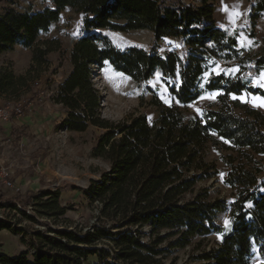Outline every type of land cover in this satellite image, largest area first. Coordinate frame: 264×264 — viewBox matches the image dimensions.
I'll list each match as a JSON object with an SVG mask.
<instances>
[{
  "label": "trees",
  "instance_id": "16d2710c",
  "mask_svg": "<svg viewBox=\"0 0 264 264\" xmlns=\"http://www.w3.org/2000/svg\"><path fill=\"white\" fill-rule=\"evenodd\" d=\"M41 10L4 7L0 12V95L15 93L26 74L16 75L1 56L16 45L32 51L31 72L48 63L59 50L56 40L41 36L71 7L83 15V34L71 49L72 69L53 100L65 109L59 126L84 132L104 129L93 155L109 168L83 189L88 206L96 209L95 222L71 225L63 217L70 209L61 202L60 189L0 194V231L19 235L27 247L17 255L2 251L0 264H166L175 250L199 237L217 234L218 246L200 249L189 264H264V113L231 95L264 97V88L251 79L264 70V49L252 54L239 46L238 33L220 27L215 0L199 5L162 0H50ZM250 4L249 36L264 15V0ZM150 30V49H122L107 35L93 32ZM175 38L180 46L165 53L159 44ZM217 61L232 63L236 74L205 75ZM111 65L137 82L150 80L160 70L170 94L181 104L196 101L204 91H220L216 107L202 116L186 117L159 97L152 100L158 116L130 114L114 122L103 117V97L94 81V68ZM28 72V73H29ZM27 73V74H28ZM224 141L232 153L225 156L229 170L225 183L234 189L231 202L196 191L206 176L207 146ZM190 195V197H188ZM230 213V226L216 222L220 212ZM61 222H67L61 224ZM38 224L45 228L37 227ZM149 228L146 232L145 229ZM176 264L175 259L171 260ZM257 264V263H256Z\"/></svg>",
  "mask_w": 264,
  "mask_h": 264
},
{
  "label": "rangeland",
  "instance_id": "374dc122",
  "mask_svg": "<svg viewBox=\"0 0 264 264\" xmlns=\"http://www.w3.org/2000/svg\"><path fill=\"white\" fill-rule=\"evenodd\" d=\"M162 1L166 4L178 1L193 5L201 3V0ZM215 4L218 25L230 32L236 31L240 47L249 49L252 54L260 53L264 49V15L258 22L257 35L253 39L249 36L251 8L248 0H215ZM47 6H52L50 0H0V12L4 7L36 11ZM93 32L107 35L122 49L134 45L150 49L154 44V35L150 30L118 32L104 29ZM82 34L83 15L67 7L60 20L41 36L42 41L56 40L53 46L59 47V50L49 53L47 64L36 66L29 72L33 63L32 51L21 45L2 55V63H10L15 74H26L27 80L15 93L0 95V105L22 108L21 114L13 112L8 120L0 121V163L8 170V179L13 182V186L8 187L0 180V194L13 198L21 193L26 197L29 192L60 189L62 204L70 207L63 220H68L71 225L87 227L95 222L97 210L88 206L83 189L89 186L91 179L99 178L100 173L109 168L108 162L93 155L104 129L90 126L84 132H74L61 128L59 124L66 111L53 100L59 85L72 69L71 49L75 38ZM178 45L177 39L164 38L159 49L165 53ZM238 70L232 63L217 61L210 67L204 81L212 74H236ZM93 71L95 84L103 97V117L114 122L138 113H145L151 121L156 119L158 109L151 103L156 96L166 105L178 107L186 117L202 116L208 108L217 106L220 94V91H204L196 101L181 104L170 94L160 70L145 82H137L109 64L102 69L95 67ZM251 82L264 88L261 86L264 85V70ZM231 98L247 102L264 113V97L261 95L245 92L231 95ZM226 144L220 140L217 145L210 143L207 146L204 167L198 172L206 177L197 183L196 191L207 189L211 198L231 202L235 191L224 181L229 170L224 158L232 150ZM226 220L230 221L228 211L217 215L216 222L228 229L230 223L226 226ZM66 223L61 222L60 225ZM37 227L45 228L41 224ZM145 231L148 232L149 228ZM221 239L217 234L196 238L192 245L175 250L166 264H172V259L176 264H189L191 257L200 249L218 246ZM0 241L6 254L17 255L27 248L19 235L5 230L0 232ZM94 262L95 259L90 258L88 264ZM262 262L258 257L254 259L255 264Z\"/></svg>",
  "mask_w": 264,
  "mask_h": 264
},
{
  "label": "built area",
  "instance_id": "2783aa9c",
  "mask_svg": "<svg viewBox=\"0 0 264 264\" xmlns=\"http://www.w3.org/2000/svg\"><path fill=\"white\" fill-rule=\"evenodd\" d=\"M13 112H15L16 114H21L22 113L21 106L8 105V104L0 105V121L8 120ZM8 176H9L8 170L0 163V180H2V182L5 183L8 187H12L13 182L8 179Z\"/></svg>",
  "mask_w": 264,
  "mask_h": 264
},
{
  "label": "snow or ice",
  "instance_id": "6c2138e0",
  "mask_svg": "<svg viewBox=\"0 0 264 264\" xmlns=\"http://www.w3.org/2000/svg\"><path fill=\"white\" fill-rule=\"evenodd\" d=\"M225 10H227V9H225ZM238 14V13H237ZM178 47H179V45H178ZM261 86H264V85H261ZM235 98V97H234ZM254 99H256V98H254ZM262 106H264V100H262ZM198 111H199V109H197ZM229 223H230V221H225V225L227 226V225H229Z\"/></svg>",
  "mask_w": 264,
  "mask_h": 264
},
{
  "label": "crops",
  "instance_id": "0c3cea01",
  "mask_svg": "<svg viewBox=\"0 0 264 264\" xmlns=\"http://www.w3.org/2000/svg\"><path fill=\"white\" fill-rule=\"evenodd\" d=\"M2 57V56H1ZM1 64H4V63H2V61H1ZM0 232H2V231H0Z\"/></svg>",
  "mask_w": 264,
  "mask_h": 264
}]
</instances>
